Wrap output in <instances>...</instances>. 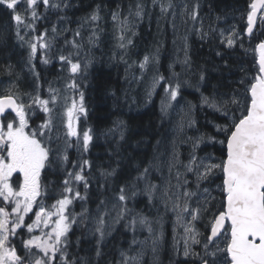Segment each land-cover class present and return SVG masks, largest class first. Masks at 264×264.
<instances>
[{
	"label": "snow or ice",
	"instance_id": "6c2138e0",
	"mask_svg": "<svg viewBox=\"0 0 264 264\" xmlns=\"http://www.w3.org/2000/svg\"><path fill=\"white\" fill-rule=\"evenodd\" d=\"M154 6L159 7L160 14L167 19L173 17L172 25L175 29V8L178 5L173 0H151ZM62 10L67 8V3L61 0H0L3 7L15 23L16 36L22 43L29 47L28 63L30 71L39 81V73L35 71V59H40L43 64H48L47 51L52 47V41L47 39V30L35 37V42L26 40L21 34V29L35 31V22L39 20L38 8ZM199 5H194L191 10L185 4L180 15L196 21L199 17ZM246 14L245 33L251 37L257 25V19L264 21V0H251ZM145 15V5L138 2L134 11L130 7L128 16L120 18L117 13L112 14L114 22H118L119 48L125 49L132 45V39L127 35H135L133 28L135 22ZM100 19L98 11L93 12L86 22H97ZM187 21H185L186 23ZM55 40L59 32L55 26L52 28ZM202 34L201 38H203ZM77 30L70 43L73 48L79 49L75 37H80ZM95 36V32H93ZM220 43L228 48L236 45L241 39V33L233 27L225 35L220 32ZM92 41V37L89 38ZM242 46V45H241ZM185 59L181 63H188L187 42L185 37ZM44 50L45 55L38 57V50ZM258 54L256 60L257 71L255 75L240 80L244 87L242 94L233 93L231 96L209 97L201 95V103L214 111H217L226 120V123L215 125L216 132L223 139L216 141L215 137H209L213 142L221 144L225 155L214 162L213 157L199 158L195 155V149L199 146L200 137L193 144V151L189 154L188 162L180 161L178 152L173 146L170 159L167 161L168 171L176 169V185L165 187L161 193L165 210L171 201V211L175 213V223L183 228L184 257L193 254L199 258L200 264H264V40H261L253 49ZM71 53L68 56L60 55L59 60L68 66L70 73L75 76L81 69V64L73 62ZM219 55V53H217ZM149 56H145L140 63L144 69L150 62ZM5 71L11 75V65ZM178 77L177 73H173ZM204 79L203 74L200 77ZM163 76H156L152 80L151 89L164 81ZM14 85L8 87L5 93L0 95V264H85L70 258L68 253L69 233L73 225H90L91 231L97 237L96 256L101 255L100 245L107 235H110L111 225L106 222V217L116 212L113 224L119 223L129 212L126 202L129 199L126 186H120L116 200L118 204H112L108 208V201L101 199L96 205L93 214L83 202L90 199L87 195L90 181L85 175V170L91 168L87 159H81L73 163V171H68L60 185L54 200L50 205L42 202L41 198L48 193L42 190L41 172L46 165L52 163V157L67 162L66 148L72 147L71 138L77 151L87 152L93 139L91 129L78 131V121L81 114L86 115L84 106V94L79 93V100L75 97H64L63 105L60 104V90L49 85L47 98L40 94V85L37 83L35 93H27V102L22 96L14 92ZM66 88L75 90L77 85L73 80ZM181 84L177 80L173 86L168 83L165 87L167 101L162 102V111L171 107V102L176 101ZM149 96L152 92L149 91ZM191 107V106H190ZM45 115V119L36 127L29 124V117L36 111ZM14 114V115H13ZM59 121V124L57 123ZM194 123V121H189ZM182 127V123H181ZM63 134L65 150H54L52 145L58 142ZM55 134V137H54ZM123 138V133H121ZM163 163V162H161ZM179 166L184 168V173L179 171ZM78 169V170H75ZM116 170H104L100 175L107 182L108 177L115 175ZM149 168H144L136 178V182L146 179ZM15 175V179H13ZM183 175V180L181 176ZM189 175L194 179H189ZM221 178V184L217 185V196H213L210 190L202 187L203 183L211 177ZM82 184L84 195L79 186ZM194 185L195 190L192 186ZM106 185H100L104 188ZM135 188L136 184L133 183ZM180 191L172 192V188ZM156 184H146L142 190L151 200L159 191ZM137 195L136 191L132 196ZM81 203V211L76 213L73 205ZM193 203L195 206H193ZM31 214V215H30ZM207 218L204 224V233H200L195 222ZM190 218V219H189ZM28 221H31L30 223ZM159 223V221H157ZM129 226L136 230L137 226L147 229L151 239V248L155 252L158 238L155 237V229L147 217H133ZM26 231L28 238L23 239L21 234ZM39 234H36V233ZM21 237L20 255L13 239ZM199 237H202L199 238ZM200 245L203 254L192 253L191 246ZM147 245L148 240L139 242ZM137 244L133 239L132 245ZM129 253H134L130 255ZM145 255V248H133L131 245L127 251H121L117 264H141Z\"/></svg>",
	"mask_w": 264,
	"mask_h": 264
},
{
	"label": "trees",
	"instance_id": "16d2710c",
	"mask_svg": "<svg viewBox=\"0 0 264 264\" xmlns=\"http://www.w3.org/2000/svg\"><path fill=\"white\" fill-rule=\"evenodd\" d=\"M61 2L69 6L59 11L49 9L47 12L41 8V18L35 22V28L40 30L48 28L50 33H53L54 25L65 24L68 34L64 36L63 43L72 40L74 33L79 30L81 36L75 39L81 47L76 51L89 47L96 53L95 56L91 55L88 65L85 66L87 70L84 74L88 71L85 79L76 88L78 94L84 93L89 103L88 124L93 136L85 156L91 168L85 170V175L90 181L87 192L90 199L83 202L84 206L95 214L99 201L105 199L110 202L116 199L122 185L126 186L129 197L126 202L129 212L122 219L121 227L106 236L100 245L99 257L96 256L97 237L89 231L90 225H74L76 231L83 228L80 234L77 232L74 236L75 241L77 236L79 239H91L94 235L95 238L81 241L79 244H76L77 241L73 242L69 256L85 264H117L121 251H127L130 246L127 228L130 227L132 218L144 216L149 221H154L159 215L156 211L157 201H150L148 196L142 193L132 196V192L135 191L132 184L141 186L140 181L136 182L135 178L144 168L167 166V163L161 162L166 158L167 161L170 159L173 146L179 154L180 161L186 164L189 154L193 151V144L200 137L204 139L195 149L196 156L207 151L208 157H219L220 160L225 155L223 146L212 141L206 143V140H210L209 137L219 136L215 125L226 123L225 119L219 112L202 105L200 100L196 99V92H188L195 104L187 103L184 108L181 121L186 127L184 124L181 127L175 123V110L172 106L166 111L161 110L162 102L167 101L164 89L170 82L168 61L175 53L183 52L186 37L188 63L184 69L182 68V72L185 77L192 80V85L199 89L203 85L202 88L207 94L220 97L237 90L240 80L255 75L256 55L252 53L249 43H244L234 50L226 48L220 43L221 38L215 29L229 24L234 26L243 24L238 21L246 18L251 0H185L188 8L199 5V16L203 18L205 24L203 34L206 35L201 38L196 32H192L187 37L183 31L176 36L178 41L175 43L171 41V28L168 26L171 23L170 15L165 19L161 16L159 7L154 6L151 0H139L145 5V15L135 22L133 28L135 35L127 34L132 39V45L125 49L119 48L117 37L112 50H105L111 41L110 26L117 23L113 21L112 14L117 13L120 18L128 16L130 7L134 11L138 0H61ZM96 11L100 19L97 22H86ZM51 12L58 13L54 20L49 15ZM226 21L230 22L225 23ZM11 29L8 12L0 7V74L4 78L8 77L14 84L19 82L22 85V81L28 77L27 62L25 57L21 56L12 34L9 37ZM90 37L93 42H89ZM256 37L258 38L256 43L264 39V32L260 27ZM98 53L105 58H98ZM146 55L154 57L153 63L149 62L152 70L144 73L140 66L133 65L136 72L133 74L130 62L138 64ZM9 65L12 68L11 75L5 71ZM54 70L55 68H52L49 72ZM201 74L204 76L203 80L200 79ZM44 76L48 77L46 73ZM156 76H163L165 80L155 89H151L152 80ZM88 78H90L88 86H85L84 82ZM150 90L151 96L148 94ZM191 115H193L191 121L196 122L194 127L189 123ZM187 123L191 125L190 129ZM185 159L186 161H183ZM69 160L77 162V156L69 155ZM60 162L61 160L54 156L52 163L46 166L42 186L48 195L53 191L54 185H60L67 175L58 167ZM180 168L182 166H179ZM113 169L116 170L115 175L108 177L105 182L100 173ZM100 185L106 186L101 188ZM80 186L81 194L84 195L82 184ZM84 228L87 229V233ZM136 229L141 228L137 226ZM21 247L22 245L20 249ZM161 259L162 264H176L179 261L168 245L163 248Z\"/></svg>",
	"mask_w": 264,
	"mask_h": 264
},
{
	"label": "rangeland",
	"instance_id": "374dc122",
	"mask_svg": "<svg viewBox=\"0 0 264 264\" xmlns=\"http://www.w3.org/2000/svg\"><path fill=\"white\" fill-rule=\"evenodd\" d=\"M173 3L175 5H178V7L175 8V12L177 13V15L175 16V29L173 28V25H172L173 17L171 15L169 16L171 23L168 26H170V28H171V31H170L171 41L173 43L177 42L178 39L176 36L181 34L183 31L186 33V34L184 33V36L187 35V37H189V34H191L192 32H196L198 35H202L204 30H205V26H204V23L202 22L201 18L199 19V17H198V19L196 21H192L187 16L180 15V13L183 12V6L185 5V0H173ZM188 9L191 10L192 8H188ZM49 15H51L52 19L54 20L58 16V13L57 12H51V13H49ZM8 16H9V13H8ZM185 21H187V22L185 23ZM10 22L12 24V29L9 32V37L12 34V37L17 42V44H20L21 46H24L25 48H27V45L25 43H22L16 36L15 23L11 19H10ZM57 29H58V31L61 32V31L65 30V27L64 26H58ZM231 29H229V30H231ZM235 29L241 33V39H242V37H243L242 35L244 34V32L241 30V28L239 26H236ZM105 30H106V28H105ZM229 30L225 29V30H221V31H224L225 35H227ZM30 33H33V32L29 29H25V28L21 29V34L25 35V39L28 38V34H30ZM110 33L112 35L111 36L112 42L109 41V45H108L109 47H107V45H106L105 50H112L111 48L114 47V42H117L116 38L119 36L118 22L116 24L112 23V25L110 26ZM184 46H185V43H184ZM19 50L21 51L23 49L21 48ZM187 50H188V47H187ZM103 52H104V50H103ZM81 54H82V57L84 58L85 61H89V56H91V55L95 56L96 53L94 51H92L91 48L84 47V48H82ZM187 56H188V53H187ZM99 57L105 58V57H103V55L98 53V58ZM184 59H185V47H184L183 52L175 53L174 56L172 58H170L168 61L169 66H170V73H169L170 82L169 83H171L174 86L178 80L179 83L181 84V88L179 90L180 94L178 95L177 100L171 102V106L175 110V123L180 124V125H181V123H182V125L184 124V122H182L181 119L183 117L184 110H185L184 108H185V106H187V103L195 104L194 99H191V97L188 95V92H196L197 93L196 99L201 98V94H205V93H206V95H204V96H209V97L213 96L212 94L211 95L207 94V92H205L203 90V88H202L203 85L199 89V87H195L194 85H192V83H191L192 80H190L188 77H185V75H183L182 70L184 69V66L187 65V64L181 63L182 61H184ZM150 61H151V63H153V59H150ZM140 63L141 62H139V65H140ZM143 70H144V73H149L152 70V65H150L148 63ZM56 72L57 71H55L54 73H56ZM140 72L143 73V71H140ZM134 73H135V71H134ZM173 73H177L178 77L174 76ZM89 80H90V78H88L85 81V84L87 86H88ZM22 83L24 84L23 87L20 85L19 82L16 83V86L18 88H21L22 90L14 91V92L16 94H18L19 96H22L24 98V100L27 102L28 96L26 94L27 93H33L34 94V91L32 90V88L29 85H27L26 82L22 81ZM12 85L15 86V84L9 79L8 84H6L5 90ZM182 89H185V90H182ZM59 90H60V97H63V98L68 97L69 89L64 88V89H59ZM234 92L237 94H242L244 92V88L238 86L237 90H235ZM234 92L233 91L230 92L229 95H222V97L227 98V97L231 96ZM217 97L219 98L220 96H217ZM200 103H201V99H200ZM190 111H192L191 108H190ZM191 116L192 117H191L190 121L193 119V115H191ZM187 125H188L187 127L190 129L191 125H189V123H187ZM195 125H196V122L194 120V123H192V127H194ZM184 126L186 127L185 124H184ZM189 137L191 138V136H189ZM201 141L202 140H200V143H201ZM206 153H207V151H203V154H199V155H197V157H199V158L208 157V155H206ZM217 158H219V157H217ZM187 162H188V160H187ZM214 162H218V161H216L214 159ZM166 163H167V158L164 159L162 164H166ZM180 172L182 174L184 173L183 167H182ZM148 175H149V177L144 180V183L145 184H152V182H154L160 189L159 191H157L154 194V196L158 200L156 211L159 213L158 218L155 219L152 223V225L155 229V235H156V233H158L160 227L163 228L165 226L166 220H168L170 223V228L172 230L170 235H169L168 240L170 241L171 244H175L176 247L179 248L178 251L183 254L184 239H185V234L183 232V228L181 226L176 225V223H175L176 217H175V213H173L171 211V201L169 202L168 209L165 210L164 201H163V198L161 196L163 189L168 186L169 181L171 182V185H173V186L176 185L177 181L175 179V175H176L175 168L172 170V172L170 174L168 171V166H164V165H158L156 167L151 166L149 168V174ZM188 178L190 180L194 179L193 177H190V176ZM181 180H183V175L181 176ZM219 184H221L220 178H218V180H216V177H211V178H209L208 181L203 183L202 187L208 188L210 190L211 194L213 196H217V198L219 199V193L216 190L217 185H219ZM206 185H209V186L207 187ZM192 188H193V190H195L194 185L192 186ZM139 189H144V187L137 184L136 187L134 188V190L138 193ZM179 191H180V189H178V188H175V187L172 188V192L178 193ZM114 203L118 204V201L116 199H113L110 202H108V208L111 209L112 204H114ZM193 206H195L194 203H193ZM112 213H113L112 216H114V214L116 212L112 211ZM157 221H159V223H157ZM206 222H207L206 217L204 219H201V220L195 222L196 229L202 234L205 231L204 224ZM36 234H39V233L37 232ZM155 237H157V236H155ZM148 238H149V233H148V231H146L145 240L146 239L151 240ZM199 238L202 239V237H199ZM135 240L137 241V244L132 245V242L130 244L133 248H136L135 247L136 245H138V246L141 245L139 243V242H141V240L140 241H138L137 239H135ZM162 240H164V238H162ZM189 244L191 246V252L192 253H200L201 255L203 254L202 247L200 245H192L191 241H189ZM129 254L134 255V253H129ZM189 258L193 259V260L196 259L198 262H200L199 258L193 254H190L189 257H187V258L185 257V259H189Z\"/></svg>",
	"mask_w": 264,
	"mask_h": 264
},
{
	"label": "flooded vegetation",
	"instance_id": "af4514ba",
	"mask_svg": "<svg viewBox=\"0 0 264 264\" xmlns=\"http://www.w3.org/2000/svg\"><path fill=\"white\" fill-rule=\"evenodd\" d=\"M18 47H19L18 49L22 48L20 44H18ZM20 52H21V55H23L24 57L26 56V51L21 50ZM37 70H38L37 72L39 73V81H37V83H39L40 88L46 87L48 84H51L52 72L43 71L41 68H38ZM44 73H46L48 77H45ZM0 82L2 84V78H0ZM24 82L26 81L24 80ZM21 86L23 87L24 84H22ZM13 179H15V175Z\"/></svg>",
	"mask_w": 264,
	"mask_h": 264
}]
</instances>
